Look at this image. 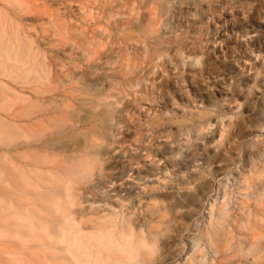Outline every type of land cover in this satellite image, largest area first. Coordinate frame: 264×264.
<instances>
[{
  "label": "rangeland",
  "instance_id": "obj_1",
  "mask_svg": "<svg viewBox=\"0 0 264 264\" xmlns=\"http://www.w3.org/2000/svg\"><path fill=\"white\" fill-rule=\"evenodd\" d=\"M0 264H264V0H0Z\"/></svg>",
  "mask_w": 264,
  "mask_h": 264
},
{
  "label": "bare ground",
  "instance_id": "obj_2",
  "mask_svg": "<svg viewBox=\"0 0 264 264\" xmlns=\"http://www.w3.org/2000/svg\"><path fill=\"white\" fill-rule=\"evenodd\" d=\"M213 218H214V214L211 213V214H210V219L212 220Z\"/></svg>",
  "mask_w": 264,
  "mask_h": 264
}]
</instances>
